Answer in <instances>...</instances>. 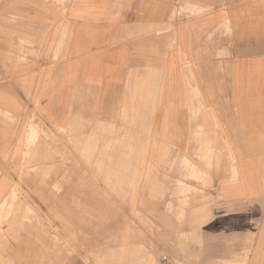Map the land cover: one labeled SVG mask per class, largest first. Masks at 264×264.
Instances as JSON below:
<instances>
[{"label":"crops","instance_id":"obj_1","mask_svg":"<svg viewBox=\"0 0 264 264\" xmlns=\"http://www.w3.org/2000/svg\"><path fill=\"white\" fill-rule=\"evenodd\" d=\"M144 157L166 172L141 207L154 262L264 264V0H0V171L29 158L23 170L64 178L59 193L44 176L23 184L40 213L60 210L61 234L95 235L88 250L107 235L95 209L127 198L80 172L133 171L137 185ZM179 159L203 176L181 179L198 188L189 200L174 194ZM10 179L0 204L16 200ZM13 211L7 232L25 228ZM119 221L107 230L137 235Z\"/></svg>","mask_w":264,"mask_h":264},{"label":"rangeland","instance_id":"obj_2","mask_svg":"<svg viewBox=\"0 0 264 264\" xmlns=\"http://www.w3.org/2000/svg\"><path fill=\"white\" fill-rule=\"evenodd\" d=\"M5 121H9L6 115L4 116ZM34 119V116L33 118ZM32 122V121H31ZM38 129L29 126L26 135L27 147L35 148L37 146L36 139L38 136ZM46 135V142L53 145L52 139L48 136H52L50 131L42 133ZM76 146V145H75ZM68 147H72L68 145ZM196 157L198 155H195ZM81 157H86L84 153H80L78 161L80 162ZM2 163L7 162L6 155L1 156ZM25 159V158H24ZM29 159V158H28ZM22 162L19 169H7L0 171V181L8 180L10 178H16L17 184L13 185L11 180L12 190L16 195L15 199H10L6 203L0 204V264H165L166 262H154L160 259L162 254L156 251L154 236L149 231V220L147 215L142 211L141 207L149 206V203L142 204L145 199V195L156 194L152 191L154 188V180L157 178H165L166 172H160L158 170L149 169V165L145 163L144 157V169L137 171V185H134V174L133 171H87L82 170L81 175L85 178L93 179L94 181V192L97 190L100 194L106 193L109 196L124 195L127 198L126 201L120 203H111L110 209H107L110 213L107 214L106 209H95L93 223L95 231L102 230L105 232V239L102 242H97L94 247L86 249L85 243L90 241L95 235L78 234L75 239L73 236L65 235L60 229L59 223L60 210L56 214H43L38 211V204L29 200V190L23 184V178L27 175L34 177H45L46 187L51 192L59 193L64 178L58 175L56 184H54L55 171L53 169H45L42 171L35 170H23L28 165L27 160ZM179 169L175 171V176L179 178V182L175 187L174 194L177 197H183L185 200H189V196H196L198 188L187 187L181 183V179L186 181H193L195 183L200 182L203 179L202 174L199 175L197 166L189 167V170L182 175L181 164L182 161H178ZM82 166L84 161L81 160ZM13 165H10V167ZM80 165V167H82ZM187 166V163H186ZM9 167V168H10ZM82 168H86L82 167ZM21 169V170H20ZM60 172H58L59 174ZM65 171H61V174H65ZM131 175V176H130ZM133 178V180H132ZM130 179V180H129ZM22 180V181H21ZM109 184V185H108ZM44 185V183H42ZM56 185V186H55ZM126 187V188H125ZM202 187V186H201ZM130 188V189H129ZM202 189V188H201ZM126 193V194H125ZM128 195V196H127ZM123 198V199H124ZM18 200V201H17ZM102 203V202H101ZM104 206L105 204L103 202ZM96 205V204H95ZM186 204H180V207H185ZM19 208L21 214L18 216V221L25 228L17 229L16 232H7L9 225V217L15 208ZM181 209V208H179ZM171 211V208H168ZM124 216V217H122ZM117 219H120V223H123L126 228H131L133 231H137V235H126L125 242L123 238L113 235L107 228L115 226L114 223ZM65 221L62 222V226H65ZM57 227V229L55 228ZM42 228V230H38ZM102 228V229H101ZM28 230L35 231L33 234H28ZM126 230V229H124ZM43 234L39 235V232ZM60 233V234H59ZM45 236V250L39 251V246H43L38 243V238L43 239ZM73 237V238H72ZM135 238V240L133 239ZM78 239V241H76ZM121 240L125 243H121ZM20 248L17 249L16 248ZM59 247H61L59 250ZM78 247V248H76ZM124 249V250H123ZM120 254H123V262L120 260ZM74 260L78 262H74ZM111 261V262H109ZM169 264H186L187 262H168ZM243 263V262H242ZM238 262V264H242ZM223 264H236V262H223Z\"/></svg>","mask_w":264,"mask_h":264},{"label":"bare ground","instance_id":"obj_3","mask_svg":"<svg viewBox=\"0 0 264 264\" xmlns=\"http://www.w3.org/2000/svg\"><path fill=\"white\" fill-rule=\"evenodd\" d=\"M133 121V120H132ZM99 148V147H98ZM137 158V157H136ZM129 160H131V159H129ZM129 162V161H128ZM21 163V162H20ZM131 176V175H130ZM130 180V179H129ZM132 180H133V178H132ZM126 188V187H125ZM130 189V188H129ZM126 194V193H125ZM124 196V195H123ZM128 196V195H127ZM10 197V196H9ZM125 199V198H124ZM7 200H8V198H7ZM3 201V200H2ZM2 205V204H1ZM0 207H2V206H0ZM122 217H124V216H122ZM110 262V261H109Z\"/></svg>","mask_w":264,"mask_h":264}]
</instances>
